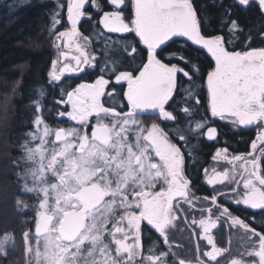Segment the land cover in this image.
<instances>
[{
  "label": "snow or ice",
  "instance_id": "obj_1",
  "mask_svg": "<svg viewBox=\"0 0 264 264\" xmlns=\"http://www.w3.org/2000/svg\"><path fill=\"white\" fill-rule=\"evenodd\" d=\"M211 6L214 15L201 0L56 3L49 34L59 55L50 63L46 84L59 85L66 74L95 71V76L70 90L59 87L54 103L63 110L58 107L56 116L74 122L69 127L52 129L35 105L36 130L26 134L23 164L13 162L22 169L15 179L20 194L37 202L35 243L23 233L32 257L27 264H193L177 261L175 253L169 261V252L156 253L154 247L145 255L142 223L168 243L177 213L187 211L183 205L192 208L186 160L197 151L198 138L219 142L217 121L233 131L258 126L250 152L230 155L221 147L212 157L234 166L239 162L235 174L213 168L207 179L210 186L229 181L227 191L213 187L208 203L242 229L250 244L221 261L229 248L217 247L205 235L212 250L201 252L197 244L194 264H264V219L257 225L219 202L229 196V202L260 210L264 217V47H250L252 36L238 14L255 11L264 18V0H211ZM82 21L97 37L117 34L108 38L113 48L132 55L113 60L111 67L104 53L90 55ZM260 35L264 40V32ZM73 46L74 64L64 51ZM144 116L158 122L145 127ZM15 207L29 205L16 199ZM190 223H198L204 234L216 227L211 216ZM0 255H8L3 243Z\"/></svg>",
  "mask_w": 264,
  "mask_h": 264
},
{
  "label": "trees",
  "instance_id": "obj_2",
  "mask_svg": "<svg viewBox=\"0 0 264 264\" xmlns=\"http://www.w3.org/2000/svg\"><path fill=\"white\" fill-rule=\"evenodd\" d=\"M58 2L59 0H0V235L12 230L17 244L14 246L15 250L19 246L20 252L23 250V233L28 225L22 223L23 216L15 207V200L22 195L15 183L16 173L11 169V162L17 152V141L19 142L25 129V114L31 112L37 103L43 109L58 108L54 101L59 98L60 86H48L45 79L53 58L52 37L49 34L51 15ZM201 2L208 4L209 12L215 14L211 0ZM231 2L232 0H225V3ZM238 14L246 25V33L250 32L252 36L250 47H264V40L260 35L264 32V18L255 11L238 10ZM82 24L85 36H89L92 51L97 58L104 53L103 59L108 65L113 60H124L132 55L129 51L126 57L123 52L113 48L108 38L115 39L117 34L105 33V37H97L87 23L82 21ZM201 61L207 64L203 57ZM41 91L46 96H41ZM215 126L220 133L218 141L231 152L250 151L256 127L241 126L233 131L229 125L219 121ZM215 146L205 138H198V144L195 145L197 151L189 160V173L194 172L198 177V187L202 190L207 189L199 179L202 167L210 161ZM189 151H192V147H189ZM259 219L264 217L260 215ZM13 254L9 256L13 257L11 259L0 256V264H19L24 261L22 257L15 256L14 252Z\"/></svg>",
  "mask_w": 264,
  "mask_h": 264
},
{
  "label": "flooded vegetation",
  "instance_id": "obj_3",
  "mask_svg": "<svg viewBox=\"0 0 264 264\" xmlns=\"http://www.w3.org/2000/svg\"><path fill=\"white\" fill-rule=\"evenodd\" d=\"M81 31L84 33L83 28L81 29ZM131 54L132 53H130V55ZM94 56L97 57L96 53H94ZM108 66L111 67L112 64ZM94 72L95 71H90L86 77H84L85 76L84 73H80L79 75H67L65 77V80L73 81L72 82L73 84L70 86V88H72L79 82H82V80H91L94 77ZM63 83L64 82L62 81L60 82V84H63ZM60 84L57 85V87L61 86ZM113 99L116 104L122 103L119 97H114ZM60 110H63V108L60 107ZM43 112L53 115L56 119L57 125H60L61 120L66 119V118H57L56 110H53V109H43ZM144 118L145 119L149 118V116H144L141 119L143 120ZM151 119H155V118L151 117ZM250 127L252 126H249L247 128H250ZM90 130L91 128L89 127V131ZM218 132H219V129H218ZM219 137H220V133H219L218 138ZM208 142L212 144H216L214 151L216 148L226 147V146H223V144H220V142H211V141H208ZM214 151L212 152V154L214 153ZM248 152H245V153H248ZM236 153H242V152H236ZM212 154L210 156V160L212 158ZM209 162H207V164ZM186 174L191 180V185L189 189V198H190L192 208H188L187 205H183L184 208H187V211H182V212L177 213V218L173 221V226L169 228L168 230L169 239H168L167 244L164 243L163 238L158 234V232H156L154 229L148 226L146 222L142 223V243L144 246L145 255L148 254L147 250L150 247H154L156 253L169 252V255L167 257L169 261H172L174 259V257L172 256V253H175L176 254L175 259L177 261L179 259H184L186 261L192 260L194 264V261L197 255V252H196L197 244L199 245L201 252L212 250V245L209 244L207 240L203 238L205 235L211 236L217 247L229 248V252L226 253L225 256H222L219 258L221 261L228 259V257L230 256L238 255L240 252L243 251L241 231H238L239 228L232 225L230 219L227 218V216L219 217V214L216 211V205L208 203V199H210L213 193L214 186H210L205 181L201 180L202 176L200 175L201 176L199 178L200 182L203 183L204 186L207 187V189L202 190L198 187L199 182L196 180L198 179V177H196L195 174L193 173H189V160H186ZM219 190L227 191L228 187L227 188L224 187ZM193 192H195V195L198 199H196V197L193 198L192 196ZM230 195L233 198L235 197L234 196L235 193H230ZM219 202L229 207L230 211L234 215L239 216L241 218H245V217L253 218L257 225L260 224L261 222V220L259 219L260 213H257L260 210L248 209L247 207L243 205L237 206L234 203V199L232 200V202H229V196H221ZM201 208L204 209L203 216L201 215ZM209 208L211 209L210 213L207 211ZM209 216H211L212 220L216 222V227L211 229L209 233L207 234L203 233V230L199 227L198 223L196 225H192L190 223L193 217L197 219L198 221L201 218L208 219Z\"/></svg>",
  "mask_w": 264,
  "mask_h": 264
},
{
  "label": "rangeland",
  "instance_id": "obj_4",
  "mask_svg": "<svg viewBox=\"0 0 264 264\" xmlns=\"http://www.w3.org/2000/svg\"><path fill=\"white\" fill-rule=\"evenodd\" d=\"M77 42L82 43L81 41H77ZM51 47H52V51H53V58H52V60H54L59 55V52H58V50L54 46L53 39H52ZM91 48L92 47H91V44L90 43L85 46V50L90 55H94V53H93V51H92ZM64 51H67L69 53V61L68 62L74 64L75 62L71 60V56L78 54V53H76L74 51V46H73V49L64 48ZM67 75H75V74H66L62 78V82H64V87H69V86H71L73 84L71 82V80H65V77ZM54 86L55 85H52L51 87H54ZM70 89L71 88L69 87V89H67V90H70ZM35 114H36V108H34L31 112H28L27 114H25L26 119H25V122H24V125H23L25 129L22 132V135H21V138H20L19 142L17 141V144H16L17 152L13 156L12 162H11V166H12L11 169L13 170V172L16 173L15 179L17 177V174L19 172H21L22 169L20 167H13V162L20 161V163L23 164V160H22L23 147L22 146L24 144V141L27 139L26 134L29 131H35L36 130L35 129V126L33 124V120H34ZM41 115L43 116V118L46 121V123L52 129H55V128H58V127H69V126H71L74 123V122H71V121L65 119V120H61L62 124L60 122V125H57L56 119H55V117L53 115L47 114L46 112H43V111L41 112ZM63 121H65V122H63ZM152 122H157V121L155 119H150V118H146V119L144 118L143 119V123H144V126L145 127H150V124ZM254 127H256V136H257V134H258V126H254ZM260 148H264V145H261ZM260 148L257 149V154H259ZM218 149L219 148H216L215 151L218 150ZM215 151L212 154V157L215 155ZM250 151H251V149H250ZM229 154L230 155H238V154H241V153H234V152H231L229 150ZM1 159L2 158L0 157V161H1ZM238 163L239 162H236V165L234 166L233 164H229L226 161L220 160L219 162H217V161H215V160H213L211 158L210 162L208 164L207 163L204 164L203 167H202V174H201L202 177H201V180H203V181H205L207 183V179L211 175V170L213 168H215L217 171H221V172L227 170L229 172L230 176H231V175L235 174L234 173V167L238 170ZM204 169H207L208 170L207 174L204 173ZM190 173H194V172H190ZM237 179H239L238 176H237ZM241 184H242V181H241ZM219 186H221V187H219ZM228 186H229V181H225L224 184H222V185L221 184H218V185H215L214 187L217 190H219V189L224 188V187L227 188ZM194 188H196V187H194ZM192 196H193V198L196 197L195 192L192 193ZM18 199L24 200V202L29 205V207L27 209H20V210H17V211H19L20 214H22V216H23L22 223H27V225H28V226H26V230L24 232H26V231L29 232V236H30V241L29 242L31 244H34L35 243V238H34V223H35V212H36V204H37V202H36L35 198L31 194H27V193L23 194ZM196 199H198V198L196 197ZM9 228H10V226H9ZM238 231H241V233H242V235H241V237H242V250L244 251L245 247L250 244V241L248 240V238L246 237V235H245V233H244V231L242 229H239ZM14 238H15V235H14V232L12 230H9V231H6V232L1 233V235H0V243H3L4 244L5 249L8 252V255H7V257H5L3 255H0V256L4 257L6 259L7 258L8 259H11L13 257H9V256L14 255L13 254V252H14L15 253V256L18 255V257H22L24 259V261L22 263L19 262V264H23V263L24 264H27V261L29 259H32L31 254H29V253L26 252V245H25V242H24L23 238H22V241H23V243H22L23 250L20 252L19 251L20 250L19 246L17 247V250H15V247L14 246H15L16 243H15ZM97 259H99L98 256H97ZM13 261H14V259H13ZM8 264H15V263L14 262H10ZM33 264H35L34 261H33Z\"/></svg>",
  "mask_w": 264,
  "mask_h": 264
}]
</instances>
